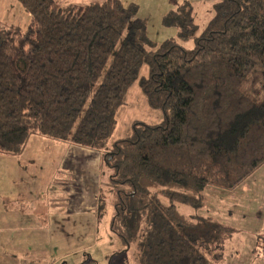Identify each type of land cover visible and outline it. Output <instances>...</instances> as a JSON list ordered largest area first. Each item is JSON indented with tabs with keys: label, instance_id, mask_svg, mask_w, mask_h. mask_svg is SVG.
Listing matches in <instances>:
<instances>
[{
	"label": "trees",
	"instance_id": "16d2710c",
	"mask_svg": "<svg viewBox=\"0 0 264 264\" xmlns=\"http://www.w3.org/2000/svg\"><path fill=\"white\" fill-rule=\"evenodd\" d=\"M19 2L29 25L0 21V154H21L34 132L98 151L111 230L138 264L221 261L223 237L190 231L197 215L179 204L199 207L207 186L233 189L264 164V0H213L202 30L182 4L162 21L177 35L160 42L134 3ZM136 82L164 118L134 120L110 144Z\"/></svg>",
	"mask_w": 264,
	"mask_h": 264
},
{
	"label": "rangeland",
	"instance_id": "374dc122",
	"mask_svg": "<svg viewBox=\"0 0 264 264\" xmlns=\"http://www.w3.org/2000/svg\"><path fill=\"white\" fill-rule=\"evenodd\" d=\"M208 5L211 13L207 12V5L197 4L198 12L194 15L200 30L214 14L213 0ZM30 18L19 0H0V21L26 28ZM186 45L191 47L193 42ZM148 71L144 66L141 74L147 75ZM116 118L110 144L129 136L134 120L157 123L164 114L148 104L147 96L136 82L129 88ZM80 149L89 148L34 132L21 154H0V211L7 209L1 195L3 190L21 191L25 196L22 199H26L23 205L26 211L43 212L51 228L52 259L63 255L58 263L66 260L67 264H138L134 244L128 247L111 230L115 191L107 168L102 166L101 154L85 155ZM83 179L99 183L97 211L67 220L68 207H72L70 196L79 199L85 192L79 189L85 183ZM70 183H78L76 190L70 189ZM204 196L199 207L179 204V209L197 215L198 221L193 229L189 227L190 231L206 237H223L224 256L217 264H264V164L237 187L224 189L210 185ZM12 203L19 205L18 201Z\"/></svg>",
	"mask_w": 264,
	"mask_h": 264
},
{
	"label": "crops",
	"instance_id": "0c3cea01",
	"mask_svg": "<svg viewBox=\"0 0 264 264\" xmlns=\"http://www.w3.org/2000/svg\"><path fill=\"white\" fill-rule=\"evenodd\" d=\"M60 1L62 3L86 4L95 0ZM122 2L125 5L133 3L138 5V16L147 19L148 35L156 42L178 33L176 27L166 26L162 22L164 15L171 9L190 3L194 8V14H196L198 12L197 4L203 3L204 6L207 5V12L211 13V8L208 5L211 0H122ZM160 28H168L172 31L166 33L158 30ZM82 152L90 156H100L101 154L92 149H84ZM83 180L85 183H82L83 186L79 189L83 188L85 192L79 199H73L70 196L69 203L71 202L72 207H68L67 220L72 218L71 216H83L97 211L99 183H89L88 179ZM70 184V189L76 190L78 183ZM87 188H92V190L89 191ZM1 193L7 209L4 207L5 211H0V264H57L63 255L52 259L51 228L46 224L43 212L36 209L32 213L26 211L23 206L26 199H22L25 196H22L23 193L19 190L13 192L5 189ZM13 201H18L19 205L14 206Z\"/></svg>",
	"mask_w": 264,
	"mask_h": 264
}]
</instances>
